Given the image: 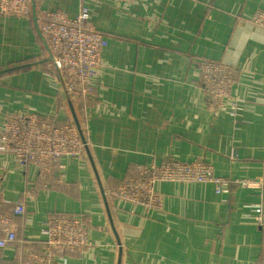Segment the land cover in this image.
<instances>
[{
  "label": "crops",
  "instance_id": "0c3cea01",
  "mask_svg": "<svg viewBox=\"0 0 264 264\" xmlns=\"http://www.w3.org/2000/svg\"><path fill=\"white\" fill-rule=\"evenodd\" d=\"M34 1L35 15L73 16L86 6L108 46L93 92L70 93L32 0L30 14L0 13V133L8 115L32 112L73 122L88 142L26 200L15 216L18 241L0 248V264H28L30 251L32 264H257L262 230L251 201L259 190L231 180L244 174L264 183V28L251 21L264 0ZM201 58L233 68L235 115L204 89ZM173 159L210 164L225 179L222 190L212 182H156L161 204L152 210L112 194L137 165ZM36 178L34 164L24 168L0 151L5 212ZM261 191L264 208V184ZM52 213L83 217L89 252L47 254Z\"/></svg>",
  "mask_w": 264,
  "mask_h": 264
},
{
  "label": "built area",
  "instance_id": "2783aa9c",
  "mask_svg": "<svg viewBox=\"0 0 264 264\" xmlns=\"http://www.w3.org/2000/svg\"><path fill=\"white\" fill-rule=\"evenodd\" d=\"M135 2L136 0H129ZM31 0H0V13L22 16L30 14ZM251 21L264 28V10L258 9ZM39 32L46 40L51 59L59 71L65 90L85 96L100 83V69L108 46L103 34L96 29L93 16L86 6L71 16L62 10H39L36 13ZM200 79L204 89L216 107L229 106L235 115L240 105L230 96L236 79L233 68L223 62L207 58L199 60ZM236 127L242 124L234 119ZM88 142L80 136L78 127L71 121H54L49 116L32 112L8 115L0 133V151L12 152L22 167L29 163L37 167L35 183L24 192V197L13 204L11 212H5L0 184V248L9 247L18 241V223L15 216L25 212L26 200H31L35 188L49 186L59 168L60 160L78 156ZM160 181L212 182L214 191L220 192L225 179L214 173L213 167L203 160L184 162L167 160L149 165H137L112 190V194L124 200L143 205L147 209L160 207L161 198L154 189ZM238 186L256 187L259 191L251 201L255 220L261 226V256L257 264H264V208L261 179L247 175H235L231 180ZM44 242L47 254L81 252L90 250L91 242L79 214L52 213L48 216ZM34 252L30 251L28 264L33 263ZM49 257V256H48ZM47 261V260H46ZM42 263L43 260H38Z\"/></svg>",
  "mask_w": 264,
  "mask_h": 264
},
{
  "label": "water",
  "instance_id": "95a60500",
  "mask_svg": "<svg viewBox=\"0 0 264 264\" xmlns=\"http://www.w3.org/2000/svg\"><path fill=\"white\" fill-rule=\"evenodd\" d=\"M35 1L34 0H32V9H33V12H34V21H36V15H35Z\"/></svg>",
  "mask_w": 264,
  "mask_h": 264
}]
</instances>
